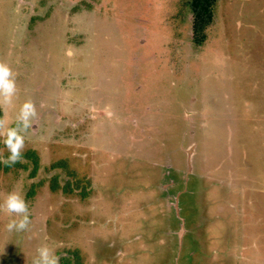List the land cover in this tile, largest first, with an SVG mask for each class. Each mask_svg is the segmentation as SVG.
Listing matches in <instances>:
<instances>
[{"label":"rangeland","instance_id":"374dc122","mask_svg":"<svg viewBox=\"0 0 264 264\" xmlns=\"http://www.w3.org/2000/svg\"><path fill=\"white\" fill-rule=\"evenodd\" d=\"M190 1L0 0V264H264V0Z\"/></svg>","mask_w":264,"mask_h":264},{"label":"clouds","instance_id":"9594fccd","mask_svg":"<svg viewBox=\"0 0 264 264\" xmlns=\"http://www.w3.org/2000/svg\"><path fill=\"white\" fill-rule=\"evenodd\" d=\"M12 73L7 65L0 63V96L10 99L15 91L14 81L11 79ZM35 115L34 107L30 102L22 105L20 112V121L23 128L29 126V118ZM3 143L8 149L10 155L5 163L14 164L21 157V149L24 146V137L19 134L18 128H9L4 134ZM0 209L6 211L9 215L17 214L19 222L13 221L9 223V230H23L29 224L28 208L23 197L18 193H10L5 199ZM185 224V222L183 221ZM182 223V224H183ZM181 250V245H180ZM37 259L34 264H59V257L54 254V251L44 245L37 249Z\"/></svg>","mask_w":264,"mask_h":264},{"label":"trees","instance_id":"16d2710c","mask_svg":"<svg viewBox=\"0 0 264 264\" xmlns=\"http://www.w3.org/2000/svg\"><path fill=\"white\" fill-rule=\"evenodd\" d=\"M217 0H191L190 8L193 14V42L202 44L206 37V30L213 24V6ZM1 146V144H0ZM53 191V189L51 190ZM32 191H30L31 193ZM31 194L28 195L30 199Z\"/></svg>","mask_w":264,"mask_h":264},{"label":"flooded vegetation","instance_id":"af4514ba","mask_svg":"<svg viewBox=\"0 0 264 264\" xmlns=\"http://www.w3.org/2000/svg\"><path fill=\"white\" fill-rule=\"evenodd\" d=\"M183 223V222H182ZM186 237H187V235H186ZM183 238V241H182V244H181V251L179 252V254H182V252L184 251V248H185V246H186V244L184 245V240H186V243H187V238ZM177 254V253H176ZM178 256V255H177Z\"/></svg>","mask_w":264,"mask_h":264}]
</instances>
